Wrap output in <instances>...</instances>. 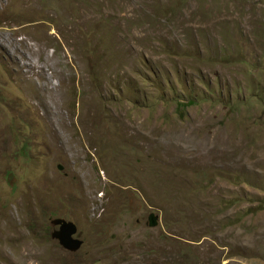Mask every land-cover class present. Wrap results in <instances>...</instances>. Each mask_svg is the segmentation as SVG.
<instances>
[{
  "label": "rangeland",
  "instance_id": "1",
  "mask_svg": "<svg viewBox=\"0 0 264 264\" xmlns=\"http://www.w3.org/2000/svg\"><path fill=\"white\" fill-rule=\"evenodd\" d=\"M0 264H264V0H0Z\"/></svg>",
  "mask_w": 264,
  "mask_h": 264
},
{
  "label": "water",
  "instance_id": "2",
  "mask_svg": "<svg viewBox=\"0 0 264 264\" xmlns=\"http://www.w3.org/2000/svg\"><path fill=\"white\" fill-rule=\"evenodd\" d=\"M59 223H61V226L55 236L59 239L61 245L70 251L79 250L83 242L80 239L75 238L77 227L73 223ZM149 225L151 227H156L158 225V217L152 214L149 218Z\"/></svg>",
  "mask_w": 264,
  "mask_h": 264
},
{
  "label": "trees",
  "instance_id": "3",
  "mask_svg": "<svg viewBox=\"0 0 264 264\" xmlns=\"http://www.w3.org/2000/svg\"><path fill=\"white\" fill-rule=\"evenodd\" d=\"M188 104H189V105H190V104H193V101H192V100H191V101H189V103H188ZM183 106H186V105H183L182 103H180V104H179V107H183Z\"/></svg>",
  "mask_w": 264,
  "mask_h": 264
}]
</instances>
